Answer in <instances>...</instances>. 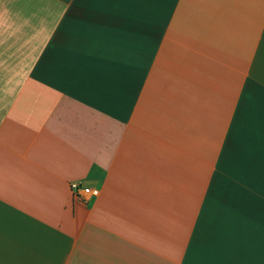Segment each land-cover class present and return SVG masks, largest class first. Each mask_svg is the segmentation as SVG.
I'll use <instances>...</instances> for the list:
<instances>
[{
  "label": "crops",
  "instance_id": "crops-1",
  "mask_svg": "<svg viewBox=\"0 0 264 264\" xmlns=\"http://www.w3.org/2000/svg\"><path fill=\"white\" fill-rule=\"evenodd\" d=\"M0 264H264V0H0Z\"/></svg>",
  "mask_w": 264,
  "mask_h": 264
},
{
  "label": "built area",
  "instance_id": "built-area-1",
  "mask_svg": "<svg viewBox=\"0 0 264 264\" xmlns=\"http://www.w3.org/2000/svg\"><path fill=\"white\" fill-rule=\"evenodd\" d=\"M71 190H72L74 197L81 198L82 201H84V202H86L88 199H90L92 197L98 196V190L97 189L81 188L77 184H73L71 186Z\"/></svg>",
  "mask_w": 264,
  "mask_h": 264
}]
</instances>
